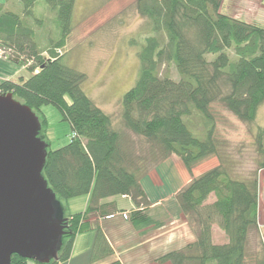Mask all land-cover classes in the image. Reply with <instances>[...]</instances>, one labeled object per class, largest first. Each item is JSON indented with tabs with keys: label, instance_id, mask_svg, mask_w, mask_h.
Returning a JSON list of instances; mask_svg holds the SVG:
<instances>
[{
	"label": "trees",
	"instance_id": "16d2710c",
	"mask_svg": "<svg viewBox=\"0 0 264 264\" xmlns=\"http://www.w3.org/2000/svg\"><path fill=\"white\" fill-rule=\"evenodd\" d=\"M15 1L21 11L0 3V48L30 61L31 74L0 82V91L13 93L36 113L44 105L57 107L73 134L66 145L54 150L47 141L43 174L61 201L89 196L84 212L67 214L60 204L66 234L59 260L48 264L71 257L76 235L90 227L84 219L99 217L101 202L108 197L129 196L138 208L130 211L132 222L149 225L151 203L141 180L149 174L152 158L164 163L172 156L192 175L176 198L197 238L162 256L157 264H264L263 242L260 248L251 245L252 236L259 234L264 127L255 135L258 169L249 174L236 171L220 139L213 109L221 104L242 122L255 121L264 105V27L223 12L224 0L136 1L138 12L146 18L147 32L138 50L139 76L122 98L121 121L125 129L148 142L146 157L130 146L113 117L87 93L86 73L57 52L72 30L75 0ZM40 2L56 11L61 29V39L49 49L48 57L40 50L34 29L25 22ZM165 64L176 68L178 78L161 73ZM39 117L44 128L45 116ZM214 157L216 166L194 175L197 164ZM215 225L224 231L226 242L214 241ZM94 229L92 259L97 261L114 250L102 227ZM28 261L13 255L11 264Z\"/></svg>",
	"mask_w": 264,
	"mask_h": 264
},
{
	"label": "rangeland",
	"instance_id": "374dc122",
	"mask_svg": "<svg viewBox=\"0 0 264 264\" xmlns=\"http://www.w3.org/2000/svg\"><path fill=\"white\" fill-rule=\"evenodd\" d=\"M136 1L75 0L72 30L64 37V46L58 48L57 52L66 57L69 65L86 73L84 88L87 93L99 107L113 117L116 127L123 130L126 138H129L130 146L134 147L139 155L147 157L150 150L148 142L125 129L121 121L122 98L139 76L138 50L147 32L146 18L138 12ZM16 2L15 0H0V3H4L7 7L21 11L20 4ZM258 3L260 0H224L222 11L230 16L243 17L246 15L245 8L250 6L256 8ZM25 22L34 29L40 50L43 51L44 56L48 57L49 49L55 48L56 42L61 39L56 11L40 2L34 8V16L26 18ZM0 49H2L1 73L5 70H20L21 75L16 81L21 77L27 78L31 74L30 61H26L22 56L5 48ZM9 58L17 59L19 63ZM160 71L173 78L179 76L173 65L165 64L161 66ZM213 109L220 139L224 141L225 151L234 161L236 171L245 174L256 171L259 154L255 144V135L260 126L264 127V105L260 107L255 121L251 123L242 122L221 104H216ZM37 113L41 117L45 116L46 126L42 128V134L45 135L46 141L50 142V148L54 150L66 145L73 133L70 123L63 119L57 107L53 104L44 105ZM198 133L201 135V132ZM157 161L152 158L148 162L150 186L153 182L160 185L158 175L164 176L166 180L167 175L159 169L161 161ZM217 164V158H209L197 164L193 173L204 172L206 169L209 170L211 165L216 166ZM165 166L168 167L169 172L181 175L182 178H179L184 180L183 183L185 179L192 177L183 162L175 156L170 157ZM259 173L261 176V171ZM84 201V195L62 200L67 212L68 209L76 212ZM84 211L85 209L80 212ZM125 213H128L127 218ZM125 213H123V218L131 219V212ZM90 218L84 219L90 226L94 224L96 227L102 222L101 219L90 222ZM179 222L183 223L181 225L184 223L191 225L186 217L179 218ZM217 238L221 239L220 236ZM262 242L264 245V225L259 227V234L252 236V248H260Z\"/></svg>",
	"mask_w": 264,
	"mask_h": 264
},
{
	"label": "water",
	"instance_id": "95a60500",
	"mask_svg": "<svg viewBox=\"0 0 264 264\" xmlns=\"http://www.w3.org/2000/svg\"><path fill=\"white\" fill-rule=\"evenodd\" d=\"M41 133L39 115L0 91V264H11L13 255L59 260L66 218L43 174L49 143Z\"/></svg>",
	"mask_w": 264,
	"mask_h": 264
},
{
	"label": "crops",
	"instance_id": "0c3cea01",
	"mask_svg": "<svg viewBox=\"0 0 264 264\" xmlns=\"http://www.w3.org/2000/svg\"><path fill=\"white\" fill-rule=\"evenodd\" d=\"M252 7L245 8L246 15H243V17L237 16V18H242L249 23L264 27V0H260L256 8H254L255 6ZM9 59L19 63L17 59ZM20 75V70L18 69L5 70L3 73L0 72V82L4 80L16 81ZM167 162L168 160L159 166V169L167 175L166 180L164 176L163 178L162 175L161 177L158 175L160 185L153 182L150 186L149 182L151 178L149 175H146L141 180L151 203L148 208L149 225L140 227V222L133 223L131 219L123 218V213L138 210L129 196L117 195L108 197L101 202L99 217H92L89 221L93 222L101 219L100 226L107 236L114 254L97 261L92 259L96 238V230L94 229V224H92L88 230L79 233L75 237L71 257L67 261L58 264H108L115 260L121 261L122 264H157V260L162 256L193 243L197 238L195 229L188 223L181 225L183 223L179 222V218L185 217L176 198L177 193L190 183L192 177L185 179L183 183L184 180L180 179L182 178L181 175L178 176L176 172H169L168 167L165 166ZM213 166L211 165L210 168ZM204 172L194 173V175L199 176ZM263 179L264 169L261 170L260 176L259 227L264 225ZM88 200L89 196L86 195L83 205L79 206L76 212L68 209L66 213L73 214L86 209ZM214 200L215 197L212 196L210 201ZM184 222L187 221L185 220ZM217 236H220L221 239H218ZM213 239L216 243L227 241L224 231L217 225L213 228ZM28 264L39 263L29 260ZM161 264L171 263L166 262Z\"/></svg>",
	"mask_w": 264,
	"mask_h": 264
},
{
	"label": "built area",
	"instance_id": "2783aa9c",
	"mask_svg": "<svg viewBox=\"0 0 264 264\" xmlns=\"http://www.w3.org/2000/svg\"><path fill=\"white\" fill-rule=\"evenodd\" d=\"M0 54H2V49H0ZM125 215V217L127 218V214H124Z\"/></svg>",
	"mask_w": 264,
	"mask_h": 264
}]
</instances>
